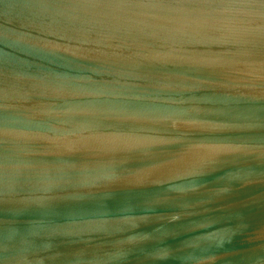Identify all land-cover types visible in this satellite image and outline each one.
Instances as JSON below:
<instances>
[{"label": "water", "instance_id": "95a60500", "mask_svg": "<svg viewBox=\"0 0 264 264\" xmlns=\"http://www.w3.org/2000/svg\"><path fill=\"white\" fill-rule=\"evenodd\" d=\"M262 41L206 0H0V264H264Z\"/></svg>", "mask_w": 264, "mask_h": 264}, {"label": "snow or ice", "instance_id": "6c2138e0", "mask_svg": "<svg viewBox=\"0 0 264 264\" xmlns=\"http://www.w3.org/2000/svg\"><path fill=\"white\" fill-rule=\"evenodd\" d=\"M156 2H158V0H77V3L91 7L139 6ZM206 2L220 6L257 9L261 15H264V0H206ZM262 43H264V41H262Z\"/></svg>", "mask_w": 264, "mask_h": 264}]
</instances>
